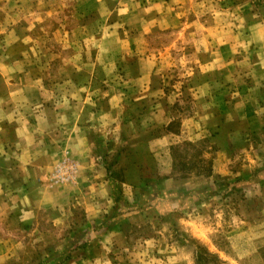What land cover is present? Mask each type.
I'll use <instances>...</instances> for the list:
<instances>
[{"label": "crops", "instance_id": "crops-1", "mask_svg": "<svg viewBox=\"0 0 264 264\" xmlns=\"http://www.w3.org/2000/svg\"><path fill=\"white\" fill-rule=\"evenodd\" d=\"M217 1L0 2V264H142L155 218L206 241L209 199L241 204L243 233L264 217V11ZM156 29L193 58L177 80L147 48ZM204 140L242 163L178 175L173 148Z\"/></svg>", "mask_w": 264, "mask_h": 264}, {"label": "rangeland", "instance_id": "rangeland-1", "mask_svg": "<svg viewBox=\"0 0 264 264\" xmlns=\"http://www.w3.org/2000/svg\"><path fill=\"white\" fill-rule=\"evenodd\" d=\"M2 0H0L1 2ZM43 1V0H39ZM50 1H66V0H45ZM16 2V0H11ZM227 2V5L224 3ZM218 7L219 11H226L229 8V12L233 14L234 17L240 16L244 12L248 13V10L251 12L256 11V16L264 11V0H219L215 7ZM205 7V6H204ZM216 7V8H217ZM241 7V11L237 8ZM243 10V13H242ZM206 11V10H204ZM234 12V13H233ZM67 16V15H66ZM65 17V15H64ZM225 18V15L221 17ZM50 29V24H46L43 27V33H48ZM93 33V32H92ZM109 33V31H107ZM47 35V34H44ZM176 36V33L173 31H164V30H153L148 36L147 48L152 50L154 53H161L158 57L157 62L160 65H164L168 72L173 73V80L176 79V74L178 70L183 68L186 65H190L193 61V58L189 56H183V51L180 49L183 45L175 42V45H172V39ZM108 37V36H107ZM94 39L88 41V49L93 52L98 48ZM111 41L109 38L105 40V43L102 45V48L108 49ZM158 56V55H157ZM234 146L239 148L241 146V140L234 139ZM262 140L259 138L252 139V145L259 146L262 143ZM174 153L172 157L176 163L184 162L185 169L176 170L175 172L180 175L181 173L196 174L200 171L201 167H209L214 163V160L219 161V163H226L227 161L232 164L234 167H238L244 158V155L236 152L231 155H226V153H218V150L215 146H212L209 141H201L194 144L188 142H182L175 148H173ZM161 156V155H159ZM228 158V159H227ZM200 159V162H195ZM162 160V159H160ZM196 164H195V163ZM235 170V169H234ZM226 179V177H223ZM144 189V193L148 194L153 193V190H156V186H150L141 188ZM223 188L220 185L219 191ZM161 195L160 192H158ZM193 202V201H192ZM211 200H207V213L212 210L217 209L219 215H216L215 212L209 213L204 219V226L209 227L205 239L201 241L196 239L193 234L180 232L178 229L180 226L175 223L172 226H166L162 223V218H155V228H158V238L162 237L164 241L161 249L155 250L153 254L148 252L147 254H141L136 256L141 259L142 264H148L147 262L150 259H157L159 257V264H264V217L256 216L252 219L250 229L246 227L247 232L243 233L242 224L239 220H234L230 215L239 210L240 206H232L231 203H226V201L219 200L215 202L212 206L210 205ZM256 209H259L258 203L251 206ZM254 209V210H256ZM168 227V229H167ZM172 227H175V232L172 230ZM178 227V228H177ZM145 229H149V226L144 225ZM171 228V230H169ZM184 229V228H182ZM142 230V228H140ZM149 232V231H148ZM136 234L134 233L133 236ZM157 239V238H156ZM168 245H167V244ZM158 247H156L157 249ZM213 255V256H212ZM215 256V257H214ZM154 257V258H152ZM150 263V262H149ZM157 262H155L156 264Z\"/></svg>", "mask_w": 264, "mask_h": 264}, {"label": "built area", "instance_id": "built-area-1", "mask_svg": "<svg viewBox=\"0 0 264 264\" xmlns=\"http://www.w3.org/2000/svg\"><path fill=\"white\" fill-rule=\"evenodd\" d=\"M73 172L74 166L63 161L57 165L52 176L55 181L64 182L71 178Z\"/></svg>", "mask_w": 264, "mask_h": 264}, {"label": "trees", "instance_id": "trees-1", "mask_svg": "<svg viewBox=\"0 0 264 264\" xmlns=\"http://www.w3.org/2000/svg\"><path fill=\"white\" fill-rule=\"evenodd\" d=\"M190 144H191V143H190ZM174 148H175V147H174ZM195 162H196V163H197V162H200V159H198V160L195 161ZM195 162H194V163H195ZM196 163H195V164H196ZM210 172H211V168H210V166H209V167H201V168H200V171L197 172L195 175H197V176H198V175H199V176H200V175L207 176L208 174H210ZM181 175H182V176H185L186 174H185V173H181L180 176H181ZM212 256H213V255H212ZM214 257H215V256H214Z\"/></svg>", "mask_w": 264, "mask_h": 264}]
</instances>
